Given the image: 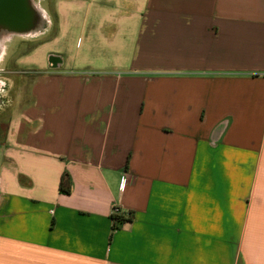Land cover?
Instances as JSON below:
<instances>
[{
    "label": "crops",
    "instance_id": "obj_1",
    "mask_svg": "<svg viewBox=\"0 0 264 264\" xmlns=\"http://www.w3.org/2000/svg\"><path fill=\"white\" fill-rule=\"evenodd\" d=\"M50 9L38 71L10 44L0 264H264V0Z\"/></svg>",
    "mask_w": 264,
    "mask_h": 264
},
{
    "label": "rangeland",
    "instance_id": "obj_2",
    "mask_svg": "<svg viewBox=\"0 0 264 264\" xmlns=\"http://www.w3.org/2000/svg\"><path fill=\"white\" fill-rule=\"evenodd\" d=\"M31 5L33 6V8H36L38 11H40L44 16L45 13H47L46 11H48L49 13H47L49 19H51V14H52V10L51 8V3L52 0H29ZM46 21V20H45ZM40 38L38 37V34L35 32L27 33V34H17V33H13L10 32L9 30H4V28H0V81H7V78L11 75H9V69L13 68L14 65V58H11L10 60H8V56L10 54V49L11 47H13L12 49H14V46L11 45H17V50L14 52L13 57L14 56H19L20 54H27L29 49L32 48V50H35L34 55L35 58H32L33 60H29V62L24 63L23 65H20L21 67L24 68H31L32 71H38L39 68L42 67V52H37L36 51V47L38 45ZM11 44V45H10ZM58 44V43H57ZM60 46V44H58ZM64 48L66 47V45H63ZM54 55V54H50L49 55V62L50 60V56ZM26 65V66H25ZM24 69L19 70L20 73L21 71H23ZM17 74V76L20 75ZM13 75V74H12ZM19 81V86L18 88H20V80ZM0 85H2L0 83ZM4 92L1 93L2 97L4 96ZM6 99V98H5Z\"/></svg>",
    "mask_w": 264,
    "mask_h": 264
},
{
    "label": "water",
    "instance_id": "obj_3",
    "mask_svg": "<svg viewBox=\"0 0 264 264\" xmlns=\"http://www.w3.org/2000/svg\"><path fill=\"white\" fill-rule=\"evenodd\" d=\"M32 12L34 8L29 0H0V28L24 30L31 20Z\"/></svg>",
    "mask_w": 264,
    "mask_h": 264
},
{
    "label": "flooded vegetation",
    "instance_id": "obj_4",
    "mask_svg": "<svg viewBox=\"0 0 264 264\" xmlns=\"http://www.w3.org/2000/svg\"><path fill=\"white\" fill-rule=\"evenodd\" d=\"M46 25V21L42 16V13L40 11H38L36 8H34V12L31 13V20L30 22L27 24V28L24 30H18V31H12L9 30L8 28H4V30H9L10 32L13 33H17V34H27V33H32V32H39L41 31V29H43ZM50 60L51 63L54 64L58 59L55 56H50ZM0 83L2 85H0V105H2V103L4 101H7L10 96H6V97H2L1 93L2 92H6L7 91V81H0ZM6 98V99H5Z\"/></svg>",
    "mask_w": 264,
    "mask_h": 264
},
{
    "label": "trees",
    "instance_id": "obj_5",
    "mask_svg": "<svg viewBox=\"0 0 264 264\" xmlns=\"http://www.w3.org/2000/svg\"><path fill=\"white\" fill-rule=\"evenodd\" d=\"M53 56H55L58 60L59 59L61 60L60 56L55 54ZM71 189H72V179L69 172L66 171L61 176L59 191L62 194H70ZM112 219H113V229H116L119 226H121L123 223L132 220L131 212H129L126 217L124 214L121 213L120 209L116 208L115 212L112 215Z\"/></svg>",
    "mask_w": 264,
    "mask_h": 264
}]
</instances>
